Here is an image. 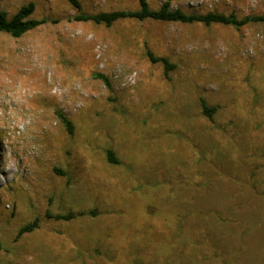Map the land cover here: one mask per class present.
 Wrapping results in <instances>:
<instances>
[{"label": "rangeland", "instance_id": "374dc122", "mask_svg": "<svg viewBox=\"0 0 264 264\" xmlns=\"http://www.w3.org/2000/svg\"><path fill=\"white\" fill-rule=\"evenodd\" d=\"M165 1L264 13V0L148 4ZM29 2L46 22L0 32V264H264V22L75 19L138 0L0 10Z\"/></svg>", "mask_w": 264, "mask_h": 264}, {"label": "trees", "instance_id": "16d2710c", "mask_svg": "<svg viewBox=\"0 0 264 264\" xmlns=\"http://www.w3.org/2000/svg\"><path fill=\"white\" fill-rule=\"evenodd\" d=\"M71 5L75 8L80 9L79 0H68ZM139 7L135 10H112V11H101L97 13L87 14V13H78L75 16L77 20H90L95 23H103L107 26L113 24L116 20L122 18H136L139 20L144 19H153V20H162V21H174L180 23H203L209 25L212 23H220L225 25H231L235 28H238L242 25H245L249 22H264V13L258 15L244 16L241 18L236 17L234 14H224L214 11L207 12H186L179 8L171 9L169 7V2L165 1L158 9L150 8L148 0H138ZM34 4L29 2L20 6L14 14L10 17L6 12L0 10V32L7 33L12 37H20L27 33L28 31L42 25L46 22L45 18H36L33 17ZM150 59L154 62L160 61L163 63L165 70H170L174 67L172 63L168 61L166 57H155L151 53H148ZM95 78H100L105 82L106 85L110 86V81L108 77L102 73L95 72L93 73ZM201 105L203 112L208 116H211L215 111L214 106H208L202 100ZM60 120L66 126L69 132H72V124L66 116L60 112H57ZM107 157L110 161H115L113 157V152L107 150ZM56 218L62 219H71L74 217L73 214L68 213L64 215H55ZM35 226V222L24 225L19 233L29 231L32 227Z\"/></svg>", "mask_w": 264, "mask_h": 264}]
</instances>
